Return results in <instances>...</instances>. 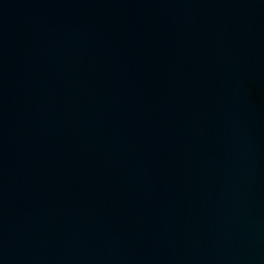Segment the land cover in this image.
Here are the masks:
<instances>
[{
	"label": "water",
	"instance_id": "water-1",
	"mask_svg": "<svg viewBox=\"0 0 264 264\" xmlns=\"http://www.w3.org/2000/svg\"><path fill=\"white\" fill-rule=\"evenodd\" d=\"M0 264H264V0H0Z\"/></svg>",
	"mask_w": 264,
	"mask_h": 264
}]
</instances>
